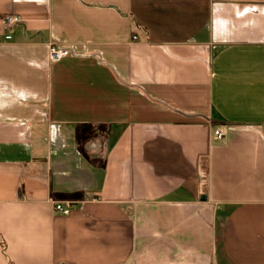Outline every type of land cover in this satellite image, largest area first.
Returning <instances> with one entry per match:
<instances>
[{"label":"crops","instance_id":"0c3cea01","mask_svg":"<svg viewBox=\"0 0 264 264\" xmlns=\"http://www.w3.org/2000/svg\"><path fill=\"white\" fill-rule=\"evenodd\" d=\"M0 264H264V0H0Z\"/></svg>","mask_w":264,"mask_h":264},{"label":"built area","instance_id":"2783aa9c","mask_svg":"<svg viewBox=\"0 0 264 264\" xmlns=\"http://www.w3.org/2000/svg\"><path fill=\"white\" fill-rule=\"evenodd\" d=\"M21 21H22L21 18L17 15L8 16L5 19L6 25L9 28L16 26L17 24L21 23ZM68 55H69V51L67 49L60 48V47L54 46V45L51 46L50 59L52 62H58L62 58H65ZM214 138L218 142H223L225 139V136L222 132L217 130L214 133ZM72 209H73V207H72V204H70V203H68V204H56L55 205V210L57 212L63 214V215H69L71 213Z\"/></svg>","mask_w":264,"mask_h":264}]
</instances>
